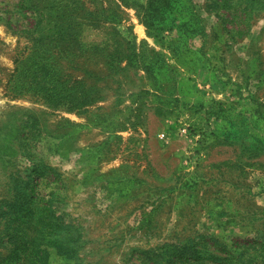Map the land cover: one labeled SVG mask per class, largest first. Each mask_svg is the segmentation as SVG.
<instances>
[{
	"label": "rangeland",
	"instance_id": "rangeland-1",
	"mask_svg": "<svg viewBox=\"0 0 264 264\" xmlns=\"http://www.w3.org/2000/svg\"><path fill=\"white\" fill-rule=\"evenodd\" d=\"M0 264H264V0H0Z\"/></svg>",
	"mask_w": 264,
	"mask_h": 264
},
{
	"label": "trees",
	"instance_id": "trees-1",
	"mask_svg": "<svg viewBox=\"0 0 264 264\" xmlns=\"http://www.w3.org/2000/svg\"><path fill=\"white\" fill-rule=\"evenodd\" d=\"M56 27H57L58 30L62 29L61 23L56 22V24L54 25V28H56ZM51 31H54V29L51 28Z\"/></svg>",
	"mask_w": 264,
	"mask_h": 264
}]
</instances>
